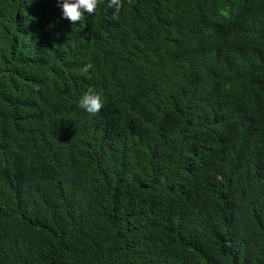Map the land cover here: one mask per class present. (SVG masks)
Masks as SVG:
<instances>
[{
  "label": "trees",
  "instance_id": "1",
  "mask_svg": "<svg viewBox=\"0 0 264 264\" xmlns=\"http://www.w3.org/2000/svg\"><path fill=\"white\" fill-rule=\"evenodd\" d=\"M108 2L0 0V264H264V0Z\"/></svg>",
  "mask_w": 264,
  "mask_h": 264
},
{
  "label": "clouds",
  "instance_id": "2",
  "mask_svg": "<svg viewBox=\"0 0 264 264\" xmlns=\"http://www.w3.org/2000/svg\"><path fill=\"white\" fill-rule=\"evenodd\" d=\"M100 2L101 0H57L62 11V18L72 24H76L84 18L85 13L93 14ZM107 6L109 8L115 7L118 12L121 7V0H109ZM91 67V64L86 65L84 71H88ZM79 107L91 115H96L103 108L101 96L89 88L80 98Z\"/></svg>",
  "mask_w": 264,
  "mask_h": 264
}]
</instances>
